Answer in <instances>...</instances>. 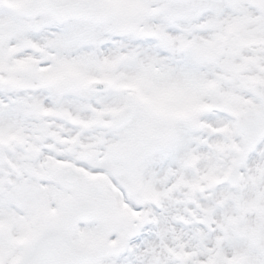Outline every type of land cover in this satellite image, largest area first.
<instances>
[{
	"label": "snow or ice",
	"instance_id": "6c2138e0",
	"mask_svg": "<svg viewBox=\"0 0 264 264\" xmlns=\"http://www.w3.org/2000/svg\"><path fill=\"white\" fill-rule=\"evenodd\" d=\"M0 264H264V0H0Z\"/></svg>",
	"mask_w": 264,
	"mask_h": 264
}]
</instances>
